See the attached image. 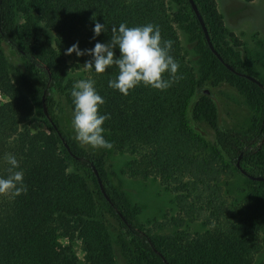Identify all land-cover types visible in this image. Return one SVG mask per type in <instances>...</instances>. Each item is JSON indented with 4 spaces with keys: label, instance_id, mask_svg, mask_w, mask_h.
I'll return each instance as SVG.
<instances>
[{
    "label": "trees",
    "instance_id": "16d2710c",
    "mask_svg": "<svg viewBox=\"0 0 264 264\" xmlns=\"http://www.w3.org/2000/svg\"><path fill=\"white\" fill-rule=\"evenodd\" d=\"M15 1L26 16L32 11L54 39L40 31L30 16L19 37L13 19ZM184 1L212 57L214 74L228 79L259 109L249 130L225 129L215 98L197 93L202 83L184 57L177 31L181 18L168 0H0V93L5 96L0 99V175L7 174L4 157L11 153L20 162L28 188L27 194L16 198L0 196V264H116L110 231L97 217L94 190L87 182L73 179L67 156L92 172L107 209L125 228L141 264L254 263L255 244L264 230V80L258 84L240 74L247 72L227 35L236 42L235 47L241 42L227 32L217 0L195 2L221 59L207 43L190 1ZM96 21L105 24L108 32L94 40ZM122 22L130 27L152 23L159 27L163 40L173 42L170 54L180 67L179 78L170 88L160 91L140 85L122 95L108 87L118 73L115 66L97 74L84 67L89 56L65 55L76 42L81 49H90L97 41L108 42L112 26ZM10 52L43 80L38 102L44 104V98L47 102L56 91H65L73 108V84L64 86L72 58L84 79L95 80L105 100L100 112L110 114L103 127L117 150L132 155L130 174L165 182L175 193L179 212L190 218L204 216L208 228L190 236L153 235L123 208V196L109 180L104 161L88 157L72 143L53 112L44 111L50 132L33 133L36 103L12 80ZM195 95L199 98L193 103ZM201 121L213 128L212 143L197 125ZM232 167L263 194L250 195L236 204L222 201L221 176ZM249 174L262 178L252 179Z\"/></svg>",
    "mask_w": 264,
    "mask_h": 264
},
{
    "label": "rangeland",
    "instance_id": "374dc122",
    "mask_svg": "<svg viewBox=\"0 0 264 264\" xmlns=\"http://www.w3.org/2000/svg\"><path fill=\"white\" fill-rule=\"evenodd\" d=\"M173 12H176L181 21L177 26L178 35L183 47V54L190 62L197 81L202 87H209L216 102L221 109V122L225 129L246 131L253 126V119L259 115V109L252 106L247 97L241 94L237 87L228 79L218 76L212 67V57L209 55L206 45L196 25L193 16L184 0H168ZM219 10L223 16L228 33H233L241 42L240 47H235V41L230 35L227 39L241 54L242 68L259 79L264 80V0H217ZM16 3V1H15ZM20 3L13 8V19L17 34L22 37L23 26L32 18L36 27L46 33L53 40L52 32L47 31L35 14L20 11ZM10 74L14 83L25 94L35 101V115L31 123V131L35 134L49 133L45 119V112H53L57 116L58 123L66 136L88 157L104 161V170L109 180L123 196V208L130 214L138 225L145 226L153 235L165 238L177 233L196 235L205 231L208 226L204 222V216L190 218L179 212L175 193L169 189L165 182L156 177H134L128 170L132 155L127 151L117 150L111 141V134L105 131V138L111 142L110 149L96 148L81 145L74 138L71 126L73 108L67 101L65 91H56L53 98H44V104L37 101L44 87L43 80L35 72L28 69L26 63L12 52L9 53ZM70 71L65 79L64 86L71 85L79 79H84L82 70L78 69L73 59H69ZM199 97L195 95L192 102ZM0 99H5L0 93ZM192 103V104H193ZM192 108V105H191ZM190 108V109H191ZM192 119V110H189ZM194 123V121H193ZM199 125L207 134L210 143L214 140L213 128L201 121ZM65 154V151L62 147ZM69 171L76 182H87L95 193L97 202V217L103 220L111 234L112 245L116 264H141L137 249L127 234L123 225L107 209L90 170L80 168L70 157ZM222 201L227 204H236L248 196L263 194L251 179L232 167L230 171L224 170L221 176ZM264 199V198H263ZM76 250L82 257V250L76 244ZM264 263V230L255 244L253 264Z\"/></svg>",
    "mask_w": 264,
    "mask_h": 264
},
{
    "label": "clouds",
    "instance_id": "9594fccd",
    "mask_svg": "<svg viewBox=\"0 0 264 264\" xmlns=\"http://www.w3.org/2000/svg\"><path fill=\"white\" fill-rule=\"evenodd\" d=\"M92 31L95 40L108 29L96 21ZM172 44V41L162 39L159 27L152 23L130 27L122 22L118 27L112 26L108 42L97 41L90 49H81L76 42L65 50V55L89 56L84 67L97 74L115 66L118 73L108 81V87L128 95L140 85L165 91L179 78L180 65L170 54ZM70 96L74 106L71 126L76 141L93 149H110L112 144L105 138L103 127L110 114L100 112L105 100L96 89L95 80H77L70 89ZM4 160L8 169L6 175H0V196L16 198L27 194L24 171L17 157L8 153Z\"/></svg>",
    "mask_w": 264,
    "mask_h": 264
},
{
    "label": "water",
    "instance_id": "95a60500",
    "mask_svg": "<svg viewBox=\"0 0 264 264\" xmlns=\"http://www.w3.org/2000/svg\"><path fill=\"white\" fill-rule=\"evenodd\" d=\"M191 5H192V8L193 10L195 11V14L197 15L198 19H199V22L201 23V26H202V29L204 31V35L206 37V40H207V43L209 44L211 50L221 59V56L219 54V52L215 49L212 41H211V37H210V33H209V29H208V26L205 22V19L199 9V7L197 6L195 0H189ZM226 66L233 70V67L229 64V63H226ZM241 75L247 77L248 79L258 83V84H261V81L259 78H257L256 76L254 75H251V74H247V73H240ZM197 93L198 94H206L208 96H211L213 97L214 96V93L213 91L209 88V87H200L198 90H197ZM46 111V110H45ZM249 177L252 178V179H261L262 177H256L254 175H251L249 174Z\"/></svg>",
    "mask_w": 264,
    "mask_h": 264
}]
</instances>
